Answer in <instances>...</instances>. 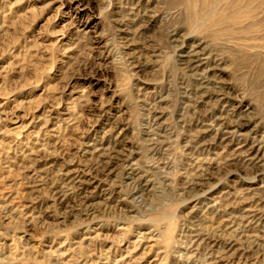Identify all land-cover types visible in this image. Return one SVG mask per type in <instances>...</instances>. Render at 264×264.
Here are the masks:
<instances>
[{
    "label": "rangeland",
    "instance_id": "rangeland-1",
    "mask_svg": "<svg viewBox=\"0 0 264 264\" xmlns=\"http://www.w3.org/2000/svg\"><path fill=\"white\" fill-rule=\"evenodd\" d=\"M0 264H264V0H0Z\"/></svg>",
    "mask_w": 264,
    "mask_h": 264
},
{
    "label": "bare ground",
    "instance_id": "bare-ground-1",
    "mask_svg": "<svg viewBox=\"0 0 264 264\" xmlns=\"http://www.w3.org/2000/svg\"><path fill=\"white\" fill-rule=\"evenodd\" d=\"M219 64V63H218ZM199 68V67H198ZM197 71V70H196ZM259 134V133H258ZM263 135V134H262ZM194 139V138H193ZM259 139H261V138H259ZM90 146V145H89ZM254 146V145H253ZM201 151V150H200ZM186 155V154H185ZM241 155V154H240ZM255 155V154H254ZM257 157V156H256ZM188 158V157H187ZM249 158V157H248ZM258 158V157H257ZM239 160V159H238ZM253 161V160H252ZM200 168V167H199ZM207 168H209V167H207ZM203 170H204V168H203ZM205 171V170H204ZM218 171V170H217ZM213 172V171H212ZM207 174V173H206ZM203 176V175H202ZM212 177V176H211ZM142 179V178H141ZM130 180V179H129ZM200 181V180H199ZM207 182V181H206ZM200 183H201V181H200ZM198 184V183H197ZM202 187V186H201ZM208 191V190H207ZM199 199V198H198ZM216 203V202H215ZM211 205V204H210ZM251 213V212H250ZM254 216V215H253ZM260 217V216H259ZM226 225V224H225ZM215 230V229H214ZM154 241V240H153ZM133 256V255H132ZM219 258V257H218ZM155 259V258H154Z\"/></svg>",
    "mask_w": 264,
    "mask_h": 264
}]
</instances>
